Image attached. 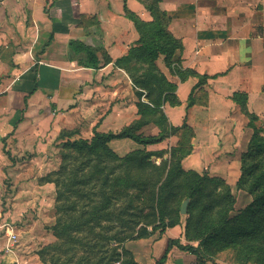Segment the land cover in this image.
Masks as SVG:
<instances>
[{
    "label": "crops",
    "instance_id": "obj_1",
    "mask_svg": "<svg viewBox=\"0 0 264 264\" xmlns=\"http://www.w3.org/2000/svg\"><path fill=\"white\" fill-rule=\"evenodd\" d=\"M126 6L141 20H153L140 0H127ZM159 6L169 18V31L182 42L183 50L176 54L182 68L208 77L195 92V104L187 108L199 78L182 82L161 56L157 65L178 86L182 103L165 105L163 111L175 127L187 117L196 132L194 153L200 154L199 147L205 155L212 149L209 175L224 179L235 193L241 157L253 130L234 94L247 96L249 112L264 129V0H160ZM139 38L126 16L124 0H0V190L6 175L13 177L19 166L28 167V174V161L20 160L35 159V154L44 157L53 136L61 131L88 132L90 140L95 131L118 133L139 120L140 90L115 64ZM73 41L96 51L99 69L69 59ZM155 126L141 132L155 136ZM130 140H115L110 146L119 156L143 148ZM194 156L183 161L185 169ZM52 187L49 183L41 189ZM35 190V184L22 188L27 200L34 198ZM4 224H0V264H15L19 253L8 252ZM184 232L182 226L170 228L136 242L130 250L138 264H156L170 240L187 243ZM165 264H197V257L173 249Z\"/></svg>",
    "mask_w": 264,
    "mask_h": 264
},
{
    "label": "trees",
    "instance_id": "obj_2",
    "mask_svg": "<svg viewBox=\"0 0 264 264\" xmlns=\"http://www.w3.org/2000/svg\"><path fill=\"white\" fill-rule=\"evenodd\" d=\"M140 1L145 4L153 20L150 22L141 20L127 8V0H124L126 16L134 23L140 38L126 56L115 62L119 68L127 71L134 86L140 90L137 93L140 98L137 102L139 120L123 128L118 133H100L95 131L94 136L90 140L69 139L63 145L64 150H72L76 153V159L79 157L84 158L80 164L81 167L75 171L79 179H75L72 188L78 185V181H82V179L88 181L83 184L84 186L94 185L92 190H89L90 193L86 191L83 194L86 196L89 193V196L92 197V207L91 210L89 208L86 211L84 210L80 220L87 217L88 214H92V218L97 215V218H94L93 221L98 220L100 213L103 212H107V216L111 217L113 212L110 211V207L122 193L123 197H130L129 191L135 190V188L143 189L146 186L148 191H152L147 182L137 179L143 172L135 178L136 181L132 179L128 169L132 164L138 162L141 171V168L149 167L153 172H158L160 178L156 184V188H158L156 205L154 208L152 207L150 214L145 213V208L139 204L136 205L135 200L131 201V198L127 206L118 210L121 218H125L121 220L125 225L124 230L131 227L132 218H152L150 224L154 225V233H148L145 229L143 232L138 233L137 238H132V240L150 238L157 231L163 234L167 228L175 227L179 223L183 203L186 200H190L185 226V238L190 244H182L179 240H170L166 254L156 264H165L169 253L173 249L181 253L195 255L199 264L213 261L214 256L219 252L232 247L246 252L256 250L261 254L264 251V129L258 124L259 118L249 112L246 95L234 94L233 96L234 102L240 105L242 112L249 118L248 126L253 130L247 150L241 157V176L238 180L237 188L247 192L252 197V202L237 216H231L236 199L231 186L224 179L212 177L209 174H200L196 171L184 170L182 160L189 153L187 148L181 146V150L179 148L172 149L169 160H164L163 155H159V158L162 159L159 167L150 161L155 155L147 152L148 146L162 143L167 137H164V132L177 133L184 130L183 127L171 125L163 111L165 105L179 107L182 103L177 96L178 86L169 81L158 67L157 61L163 56L165 66L170 73L178 76L182 82L191 76L199 78V82L189 95L187 108L195 104V92L206 83L208 77L200 76L193 70H184L182 68L181 59L177 58L176 54L183 50V45L169 31V18L160 10V0H151V2L149 0ZM52 39L53 34L47 45ZM69 59L77 61L81 67L85 68L99 69L101 66L96 51L79 41L70 43ZM110 61H107V63ZM143 91L146 92V98L153 104V107L141 101ZM151 124L159 128L158 135L146 136L141 132ZM73 133L77 132H70V134ZM122 139H131L143 148L134 150L125 156H119L111 148L110 144L112 141ZM92 163L97 164L92 166ZM101 164L104 166H101ZM91 166L95 170L91 175L84 178L83 172ZM108 168L116 169L117 171L123 170L124 177L120 178L116 176V173L112 172L106 173L105 170ZM64 170L65 166H61L56 175H63ZM180 179L185 187L183 191L184 198L180 208L174 209L170 207V203L178 200L177 191L182 189L179 184ZM56 180H45V183H54L57 186L59 181L57 180L56 183ZM96 189L98 190L96 191ZM109 191H112L113 195ZM105 193L106 203L100 205L99 200H97L98 203L96 204L94 202L95 198ZM61 194V192L57 193V203L61 201ZM144 198L145 196L140 194L137 197V202L143 201ZM89 211L90 213H88ZM108 219L110 221L111 218ZM83 223L82 229L87 228L88 226L86 225L90 224V221L86 220ZM95 227L93 225L90 228L91 234H93ZM64 234L66 236L70 235L68 230ZM83 238L80 239V243L84 242ZM127 240L125 237L120 239L119 236H107V238H104L103 236L100 237V233H98L95 237L87 240V243L91 245V250L95 253V259L88 255L89 252H87L78 261L71 259L70 264H116L121 259L122 264H138L134 260L130 263L125 262L124 256L126 252L124 248L123 250L121 248V252H118L115 248L109 249L105 246L106 241H118L119 244H124ZM197 242L199 244L196 247L194 243ZM82 246L86 247L85 245ZM54 264L59 263L57 261Z\"/></svg>",
    "mask_w": 264,
    "mask_h": 264
},
{
    "label": "rangeland",
    "instance_id": "obj_3",
    "mask_svg": "<svg viewBox=\"0 0 264 264\" xmlns=\"http://www.w3.org/2000/svg\"><path fill=\"white\" fill-rule=\"evenodd\" d=\"M149 2H151V0H149ZM138 100H140L139 96ZM178 127H183L184 130L177 133H172L171 131L168 133L164 132V137H167L163 140L161 147H159V144L161 143H158L155 146H148L150 148L147 147V152L155 155L150 159L154 165L159 167L161 164L162 159L159 158V155H163L164 160H169L171 150L174 148L180 149L181 146L189 150L188 155L182 160V166L184 160L194 156L196 138L195 128L189 125L187 117H185L183 124ZM156 129L159 134V128L157 126H155V131ZM70 132L77 133L70 134ZM151 132L153 133L152 129L149 133ZM89 135L90 134H88V132L82 133L81 130L61 131L59 134L53 136L51 146L43 155L44 157L40 158L37 154H35V159L31 157L29 159L25 158L20 160L21 163L28 161V174L26 172L28 167L21 165L15 170L17 173H15L13 177L6 175L4 178V184L0 190V213L2 214V217H0V224H10L15 234H17L18 241L15 244V250H18L19 259L22 264H54L55 262L57 263V261L59 264H70L71 259L78 261L87 252H89L88 255L95 259V253L91 250V245L90 243H87V240L91 237H95L98 233H100V237L103 236L104 238H107V236H119L120 239L123 237L127 238L128 240L124 244H119L118 241H106L105 246L109 249L115 248L118 252H121V248L122 250L124 248L126 252L124 256L125 262L130 263L133 260L135 262V255L132 249L130 250V246L136 242L147 240L149 238L142 240H132V238H137L138 233L143 232L145 229L148 233H154V225L150 224L152 218H140L141 220L139 218H132V224L131 227H129L130 229L126 228L124 230L125 225L121 220L125 218H121L118 214V210H121L130 203V198L131 201L135 200L136 205L139 204L140 206H143L145 208V213L148 214L151 213L152 207L154 208L156 205V195L158 194L156 184L160 178L159 173L153 172V170L149 167L141 168V171L139 169L138 162L132 164L128 169L132 179L136 181L135 178L143 172L137 179H139V181L147 182L152 191H148L147 186L143 189L135 188V186V190L129 191L130 197H123L122 193L118 196V200H114V205L112 203V206L110 207V211L113 212L111 217L107 216V212H103L100 213L98 220L93 221L94 218H97V215L92 218V214H88L87 217L80 220V216L84 210L86 211L88 208L91 210L92 197L89 196V190H92L94 185L88 184L90 186H84L83 184L88 181H86V179H82V181H78V185L72 188V184H74L75 179H79V176H76L75 171L81 167L80 164L83 162L84 158L79 157L76 159V153L72 150H64L63 145H65V142L69 139L89 140L87 139ZM127 142H131V144L135 143L132 140ZM123 148L124 150L126 149L125 147ZM199 148L201 149V152H199L200 154L198 155L197 152L195 156L188 161L186 169L184 166L183 168L185 171H196L200 174H209V165L214 159L211 157L213 151L212 149H208L209 151L205 155V150L203 151V148ZM214 148H218V146L215 145ZM94 164L97 163H92V166ZM61 166H65V170L63 172L64 174L57 176L56 174L59 172ZM92 166L87 170L85 169L83 172L84 178L93 173L95 169ZM101 166L104 165L101 164ZM115 170L116 169L108 168L105 172L116 173V176L120 178L124 177L123 170ZM27 177L29 178L27 179ZM56 179L59 183L57 186L54 183H50L54 186L50 189V191H44L41 189L43 185L49 184L45 183V180L55 181ZM13 180L15 184L12 183ZM28 184L29 186L35 184L36 186V190L34 192L35 196L29 200H27L28 196L26 195V192L22 191V188H26ZM179 184L182 189H178L177 191V196H179L178 200L170 203V207L174 209L180 208L184 198L183 191L185 190V187L181 179L179 180ZM14 188H16V191H14ZM97 190L98 189H96V191ZM86 191L89 193L85 196L83 194ZM60 192L62 193V198L60 203H57L56 196L57 193ZM13 193H15L14 196H12ZM109 193L113 195L112 191H109ZM140 194H143L145 198L143 201L138 203L137 197ZM233 194L236 199V203L234 205V211L231 213L232 217L237 216L252 202H249V194L244 190L236 188L235 193ZM17 196L18 198L15 199L14 197ZM11 198L13 202L11 200L9 201ZM97 200H99L100 205H104L107 200L106 193L100 194L95 198L94 202H96V204L98 203ZM88 213H90V211ZM107 218H111L110 221L109 219L107 220ZM86 220L90 221V224L86 225L88 226L87 228L82 229L81 226ZM186 220L187 214H181L179 223L175 227L182 226L185 231ZM93 225L94 227L97 225V228L95 227L93 234H91L90 228ZM175 227H169L167 229ZM66 230L69 231V236L64 234ZM157 233H159V231H157L154 235ZM82 237H84V242L80 243V239ZM186 242V244H190L187 240ZM197 243L199 244V242ZM82 245H85L86 247L84 248ZM197 264H199L198 261ZM204 264H264V251L259 254L256 250L246 252L242 249L232 247L219 252L216 256H214L213 261H207Z\"/></svg>",
    "mask_w": 264,
    "mask_h": 264
},
{
    "label": "built area",
    "instance_id": "obj_4",
    "mask_svg": "<svg viewBox=\"0 0 264 264\" xmlns=\"http://www.w3.org/2000/svg\"><path fill=\"white\" fill-rule=\"evenodd\" d=\"M142 101L153 107V104L146 98L145 91H143ZM2 227L6 228V234L8 235V246H7L8 252H15V244L18 241L17 234H15L14 230L8 223L4 224ZM15 264H22V263L20 260H17ZM116 264H122V261L120 260Z\"/></svg>",
    "mask_w": 264,
    "mask_h": 264
},
{
    "label": "water",
    "instance_id": "obj_5",
    "mask_svg": "<svg viewBox=\"0 0 264 264\" xmlns=\"http://www.w3.org/2000/svg\"><path fill=\"white\" fill-rule=\"evenodd\" d=\"M188 204H189V200H186L181 208V214L186 215L187 211H188Z\"/></svg>",
    "mask_w": 264,
    "mask_h": 264
}]
</instances>
